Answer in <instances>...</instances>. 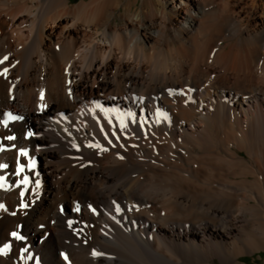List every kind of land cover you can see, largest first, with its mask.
I'll return each mask as SVG.
<instances>
[{"label": "bare ground", "instance_id": "bare-ground-1", "mask_svg": "<svg viewBox=\"0 0 264 264\" xmlns=\"http://www.w3.org/2000/svg\"><path fill=\"white\" fill-rule=\"evenodd\" d=\"M3 176L0 264L264 252V0H0Z\"/></svg>", "mask_w": 264, "mask_h": 264}, {"label": "rangeland", "instance_id": "rangeland-1", "mask_svg": "<svg viewBox=\"0 0 264 264\" xmlns=\"http://www.w3.org/2000/svg\"><path fill=\"white\" fill-rule=\"evenodd\" d=\"M80 0H73L74 3ZM242 264H264V252L258 253L256 255L245 256L241 259ZM222 264V263H218Z\"/></svg>", "mask_w": 264, "mask_h": 264}]
</instances>
